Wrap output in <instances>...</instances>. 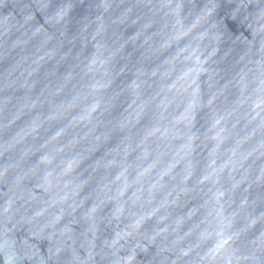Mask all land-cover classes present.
Returning a JSON list of instances; mask_svg holds the SVG:
<instances>
[{
	"label": "water",
	"instance_id": "water-1",
	"mask_svg": "<svg viewBox=\"0 0 264 264\" xmlns=\"http://www.w3.org/2000/svg\"><path fill=\"white\" fill-rule=\"evenodd\" d=\"M262 80L264 0H0V224L34 264H264Z\"/></svg>",
	"mask_w": 264,
	"mask_h": 264
},
{
	"label": "clouds",
	"instance_id": "clouds-1",
	"mask_svg": "<svg viewBox=\"0 0 264 264\" xmlns=\"http://www.w3.org/2000/svg\"><path fill=\"white\" fill-rule=\"evenodd\" d=\"M48 15L46 13L44 19H47ZM261 84L264 85V80L261 81ZM39 215L40 213L36 211L25 222L31 224L32 220ZM18 223L20 222L13 223L11 227L8 226V223L0 224V264H34V253L31 246L26 242L17 241L15 238L14 233ZM48 226L50 225H45V227ZM29 231H31L30 228ZM49 236L57 238V230L53 228ZM113 264H118V262L114 261Z\"/></svg>",
	"mask_w": 264,
	"mask_h": 264
}]
</instances>
